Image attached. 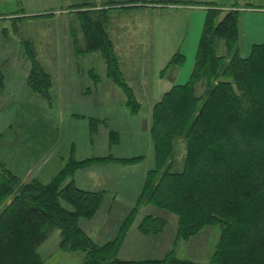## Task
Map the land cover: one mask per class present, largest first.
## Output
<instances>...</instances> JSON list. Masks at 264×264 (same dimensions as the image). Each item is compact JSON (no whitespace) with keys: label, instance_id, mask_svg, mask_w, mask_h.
I'll list each match as a JSON object with an SVG mask.
<instances>
[{"label":"rangeland","instance_id":"374dc122","mask_svg":"<svg viewBox=\"0 0 264 264\" xmlns=\"http://www.w3.org/2000/svg\"><path fill=\"white\" fill-rule=\"evenodd\" d=\"M87 6L93 18L104 20L137 111L107 77L100 53H79L84 40L75 13ZM209 8L218 10L216 22L238 11L241 57L264 43V0H0V165L19 179L15 189L32 180L48 184L75 166L65 182L74 184V177L79 189L102 195L94 215L78 226L97 245L118 241L119 260H160L173 253L205 264L219 240L220 229L212 225L178 238L177 217L139 199L144 175L153 169L151 110L173 86L189 81ZM220 44L218 54L224 55ZM33 60L48 77L46 88H34ZM184 151L182 143L176 145L178 169ZM109 156L143 159L124 165ZM99 158L108 159L82 163ZM87 165L97 172L79 170ZM147 216L154 222L140 230ZM59 233L54 229L38 247L42 263L83 264V253L61 249Z\"/></svg>","mask_w":264,"mask_h":264},{"label":"trees","instance_id":"16d2710c","mask_svg":"<svg viewBox=\"0 0 264 264\" xmlns=\"http://www.w3.org/2000/svg\"><path fill=\"white\" fill-rule=\"evenodd\" d=\"M90 8L78 7L75 13L84 40L79 53H100L107 77L137 111L104 20L93 18ZM217 14V9L207 10L189 81L173 86L151 110L154 166L146 173L139 199L175 215L178 238L193 237L206 225L218 226L219 240L205 264H264V43L241 57L236 48L238 11L216 22ZM220 42L224 55L218 54ZM31 74L34 88L36 83L48 86L34 60ZM179 143L185 148L180 169L173 161ZM74 169L62 170L48 184L32 180L15 189L19 179L0 165V204L13 194L0 209V264H43L37 249L54 229L60 232L61 249L83 253V264H201L173 253L160 260L123 261L115 257L118 241L92 242L78 221L94 215L102 195L65 182V174L70 177ZM150 222L154 220L145 217L139 229Z\"/></svg>","mask_w":264,"mask_h":264},{"label":"crops","instance_id":"0c3cea01","mask_svg":"<svg viewBox=\"0 0 264 264\" xmlns=\"http://www.w3.org/2000/svg\"><path fill=\"white\" fill-rule=\"evenodd\" d=\"M148 128L145 126V130H147ZM150 135V134H149ZM99 157V156H98ZM102 157V156H101ZM107 157V156H106ZM111 159H108V160H112V161H117V162H119V163H122V164H124L123 162H121V160H128V159H134V158H141V160L143 159V157L142 156H137V157H130V158H114V157H111V156H109ZM138 162H140V160H138V161H134V162H131V164L130 165H135L136 163H138ZM127 163H129V162H127ZM91 165H93V164H91ZM91 165H87V166H84V167H82V168H79V170L80 171H82L84 174H85V172L88 170V169H91V170H93L94 169V167L95 166H91ZM124 165H126V164H124ZM153 166H154V163H153ZM151 170V169H150ZM93 171H96L97 172V170H93ZM149 171V170H148ZM147 171V172H148ZM95 172V176H94V180H93V182L95 183V184H97V178H96V175H97V173ZM146 172V173H147ZM132 174V173H131ZM144 176H146V174L144 175ZM116 182V188H121V187H123V185L124 184H121L120 182H118V181H115ZM73 183H74V185H75V187H76V184H75V182H74V177H73ZM76 188H78V187H76ZM79 189V188H78ZM79 190H82V191H85V190H83V189H79ZM118 194H120V193H118ZM118 194H114V196H115V200H116V198L118 197ZM114 200V199H113ZM129 202V201H128ZM131 202V201H130ZM129 202V203H130ZM132 203V202H131Z\"/></svg>","mask_w":264,"mask_h":264}]
</instances>
